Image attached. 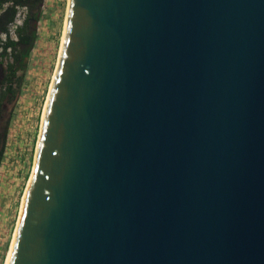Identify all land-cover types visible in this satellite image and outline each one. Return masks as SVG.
<instances>
[{
	"label": "water",
	"instance_id": "95a60500",
	"mask_svg": "<svg viewBox=\"0 0 264 264\" xmlns=\"http://www.w3.org/2000/svg\"><path fill=\"white\" fill-rule=\"evenodd\" d=\"M5 264H264V0H68Z\"/></svg>",
	"mask_w": 264,
	"mask_h": 264
},
{
	"label": "rangeland",
	"instance_id": "374dc122",
	"mask_svg": "<svg viewBox=\"0 0 264 264\" xmlns=\"http://www.w3.org/2000/svg\"><path fill=\"white\" fill-rule=\"evenodd\" d=\"M4 6L0 5V12ZM66 9L67 0H42L36 38L26 68L16 73L12 92L0 103L7 107V129L0 141V264L6 262L32 171L35 142L57 65ZM20 21L21 15L16 23ZM12 29L9 28V34L14 37ZM6 71L3 61L0 80Z\"/></svg>",
	"mask_w": 264,
	"mask_h": 264
},
{
	"label": "trees",
	"instance_id": "16d2710c",
	"mask_svg": "<svg viewBox=\"0 0 264 264\" xmlns=\"http://www.w3.org/2000/svg\"><path fill=\"white\" fill-rule=\"evenodd\" d=\"M41 3L42 0H0V5L5 4L0 12V66L4 61L7 70L4 79L0 80V103L12 92V80H17L16 73H22L26 68L36 38ZM19 15L21 21L16 23ZM10 27L14 37L9 34ZM1 154L0 149V158Z\"/></svg>",
	"mask_w": 264,
	"mask_h": 264
},
{
	"label": "flooded vegetation",
	"instance_id": "af4514ba",
	"mask_svg": "<svg viewBox=\"0 0 264 264\" xmlns=\"http://www.w3.org/2000/svg\"><path fill=\"white\" fill-rule=\"evenodd\" d=\"M6 111L7 107L4 104L0 105V141L4 138L7 129Z\"/></svg>",
	"mask_w": 264,
	"mask_h": 264
},
{
	"label": "bare ground",
	"instance_id": "6f19581e",
	"mask_svg": "<svg viewBox=\"0 0 264 264\" xmlns=\"http://www.w3.org/2000/svg\"><path fill=\"white\" fill-rule=\"evenodd\" d=\"M67 5H68V0H67ZM66 11H67V9H66ZM65 17H66V15H65ZM64 25H65V20H64ZM64 27V26H63ZM63 31H64V29H63ZM62 37H63V33H62ZM61 43H62V38H61ZM60 48H61V45H60ZM57 62H58V60H57ZM57 66V65H56ZM55 69H56V67H55ZM54 77V76H53ZM52 80H53V78H52ZM51 86V85H50ZM46 104V103H45ZM44 108H45V106H44ZM42 118H43V115H42ZM42 121V120H41ZM30 178V177H29ZM28 181H29V179H28ZM27 184H28V182H27ZM27 186V185H26ZM26 189V188H25ZM24 193H25V191H24ZM23 196H24V194H23ZM23 196H22V198H23ZM14 235V234H13ZM12 240H13V238H12ZM11 244H12V242H11ZM11 244H10V247H11ZM9 250H10V248H9ZM8 253H9V251H8ZM7 256H8V254H7Z\"/></svg>",
	"mask_w": 264,
	"mask_h": 264
}]
</instances>
